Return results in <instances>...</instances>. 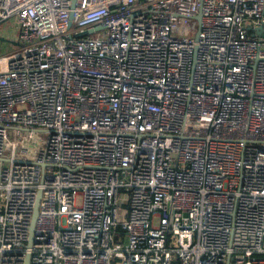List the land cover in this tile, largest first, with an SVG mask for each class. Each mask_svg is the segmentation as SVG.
Here are the masks:
<instances>
[{
    "label": "built area",
    "instance_id": "built-area-1",
    "mask_svg": "<svg viewBox=\"0 0 264 264\" xmlns=\"http://www.w3.org/2000/svg\"><path fill=\"white\" fill-rule=\"evenodd\" d=\"M7 38L0 264H264V0H0Z\"/></svg>",
    "mask_w": 264,
    "mask_h": 264
},
{
    "label": "water",
    "instance_id": "water-1",
    "mask_svg": "<svg viewBox=\"0 0 264 264\" xmlns=\"http://www.w3.org/2000/svg\"><path fill=\"white\" fill-rule=\"evenodd\" d=\"M76 0H73V5L75 4ZM40 198H41V193H39L37 197V201L35 204L34 212H33V217L30 225V239L27 243L28 247L32 246V241H33V234H34V229H35V222L39 214V205H40ZM25 264H30V255L28 254L26 257Z\"/></svg>",
    "mask_w": 264,
    "mask_h": 264
},
{
    "label": "rangeland",
    "instance_id": "rangeland-1",
    "mask_svg": "<svg viewBox=\"0 0 264 264\" xmlns=\"http://www.w3.org/2000/svg\"><path fill=\"white\" fill-rule=\"evenodd\" d=\"M14 48H15V46L9 42L8 38L5 40H0V51L2 53L11 52ZM119 203H120V206H118V207H119L120 213L123 214L125 211V207H126V198H125L123 193H121V195H120Z\"/></svg>",
    "mask_w": 264,
    "mask_h": 264
}]
</instances>
